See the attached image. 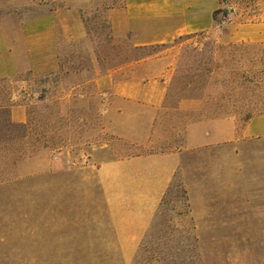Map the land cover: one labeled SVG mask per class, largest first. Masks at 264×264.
<instances>
[{"label":"rangeland","instance_id":"rangeland-1","mask_svg":"<svg viewBox=\"0 0 264 264\" xmlns=\"http://www.w3.org/2000/svg\"><path fill=\"white\" fill-rule=\"evenodd\" d=\"M118 1H76L85 35L59 41L56 71L30 70L19 46V73L0 79V264H264V136H241L264 116V0H219L208 32L144 49L115 37ZM66 6L0 0V25L14 41ZM105 75L166 79L164 110L101 99ZM190 97L197 112L176 109ZM213 118L233 120L236 139L183 151L139 244L121 245L100 163L176 151L190 122Z\"/></svg>","mask_w":264,"mask_h":264},{"label":"crops","instance_id":"crops-1","mask_svg":"<svg viewBox=\"0 0 264 264\" xmlns=\"http://www.w3.org/2000/svg\"><path fill=\"white\" fill-rule=\"evenodd\" d=\"M71 6L19 25L21 36L9 41L0 25V79L14 78L20 71L16 61L19 46L30 61L33 72H54L58 69L59 41L75 42L85 31L76 1ZM111 10L110 20L115 37H131L134 48L172 43L175 39L208 32L213 27L212 14L219 0H119ZM41 64H37V63ZM99 97L124 98L155 111L164 110L166 79L149 77L143 80H112L108 75L97 78ZM202 99L183 98L177 110L197 112ZM17 120L24 121L22 108H16ZM122 113V112H121ZM222 130H219V126ZM243 137L264 136V116L251 118L241 131ZM235 122L231 119H199L190 122L183 134V146L170 152H149L125 158L104 160L98 167L101 184L111 207L112 220L121 245L136 246L148 227L152 214L181 166L185 150L204 145L234 141ZM113 205H123V211ZM130 207V208H128Z\"/></svg>","mask_w":264,"mask_h":264},{"label":"trees","instance_id":"trees-1","mask_svg":"<svg viewBox=\"0 0 264 264\" xmlns=\"http://www.w3.org/2000/svg\"><path fill=\"white\" fill-rule=\"evenodd\" d=\"M218 11H214L213 14H212V18H213V21H216V15H217Z\"/></svg>","mask_w":264,"mask_h":264}]
</instances>
